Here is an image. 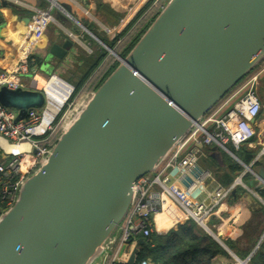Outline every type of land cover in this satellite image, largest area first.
<instances>
[{
	"label": "water",
	"instance_id": "1",
	"mask_svg": "<svg viewBox=\"0 0 264 264\" xmlns=\"http://www.w3.org/2000/svg\"><path fill=\"white\" fill-rule=\"evenodd\" d=\"M7 6L14 4L0 1ZM71 18L119 66L0 216V264H92L115 243L136 182L264 61V0H167L125 58ZM72 46L53 44L47 57L64 60ZM0 105L24 119L44 107L45 96L3 87ZM226 153L260 181L249 188L264 190V167L256 172ZM207 232L227 249L220 234ZM145 244L134 241L121 260L136 264Z\"/></svg>",
	"mask_w": 264,
	"mask_h": 264
},
{
	"label": "built area",
	"instance_id": "2",
	"mask_svg": "<svg viewBox=\"0 0 264 264\" xmlns=\"http://www.w3.org/2000/svg\"><path fill=\"white\" fill-rule=\"evenodd\" d=\"M46 1L51 6L46 10L38 11V17L29 33L28 49L20 55L12 71H0V89L6 87L10 90H36L41 91L45 96L44 107L39 110H29L24 119H18V112H14L13 109L0 105V140L9 146L21 148L18 154H12L0 144V151L3 153L0 173L8 179L17 178L12 184H3L0 216L14 205L22 184L45 163L57 139L70 123L72 108L81 95L79 92L73 99L75 87L57 75L50 76L39 89L28 87L22 81L26 75L37 72L34 67L35 61L31 59V50L43 38L49 26L56 22L53 9L58 7L67 16L69 15L66 1L70 0ZM165 1L167 0H156L148 14H151L155 8L160 9ZM68 35L76 37L73 33ZM260 73L261 71L250 80L243 82L209 112L187 137L178 143L155 172L141 177L136 182L135 197L121 225L116 252L107 264H125L119 256L120 250L130 246L139 238L145 239L153 232H157L154 220L159 214L167 216L173 223L174 229L188 221H194L205 231L214 233L217 227L211 226L210 220L216 214L217 207L237 186L244 184L241 180L240 183L236 181L237 183L231 187L217 186L212 194H207V201H197V196H201L209 189L211 178L209 170L200 166L201 156L204 148L209 146H217L224 152L231 150L230 147L236 150L244 146L253 147L257 137L255 125L263 109L258 92ZM56 77L69 85L59 86L63 93L68 91L69 95L55 113L49 114L51 96L54 98L55 95H51L46 88ZM54 93L62 97L60 91ZM66 105L71 108L68 113L63 112ZM197 167L201 168L200 173L196 172ZM254 254L255 251L247 259L232 256L234 264H249ZM136 264L153 263L146 260Z\"/></svg>",
	"mask_w": 264,
	"mask_h": 264
},
{
	"label": "crops",
	"instance_id": "3",
	"mask_svg": "<svg viewBox=\"0 0 264 264\" xmlns=\"http://www.w3.org/2000/svg\"><path fill=\"white\" fill-rule=\"evenodd\" d=\"M8 1L12 2L14 6L0 7V15L3 18V22L0 23L1 72L12 71L14 69L20 59L21 48L26 47L28 44L29 33L34 26L33 22L38 17V11L46 10L48 7L41 0ZM155 2L156 0L66 1L67 6L72 9L75 15L77 14L76 16L81 12L82 15L91 14L95 18L103 22L105 21L107 26V30L105 31L107 35H105L108 37L106 39L110 41L115 36L125 32L132 24L126 35L131 32L138 22L148 17L147 14ZM100 3L107 5L109 10L115 15L112 16L104 10L100 11L98 9ZM69 33H73L76 37H69ZM67 41H71L73 46L69 49L68 55L64 60L47 57L48 50L53 44L62 46ZM97 51L98 49L89 39L85 38L81 31L66 22H60L56 17V22L49 26L43 38L32 47L31 58L35 61L36 74L26 75L22 78V81L28 87L39 89L50 76L57 75L72 85L76 84L79 81L69 78V71L82 67V59L90 58ZM255 127L259 134L264 133V121H261V117L257 120ZM213 148L214 146L204 148L201 156L200 166L206 170L211 168L209 169L211 178L209 179V189L201 196H197V201H207V194H212L217 186L224 188L231 187L239 178H242L244 186L235 188L232 194L217 207L216 214L210 220V225L217 227L215 232L222 236L221 240L227 248L224 249L228 250L231 257L236 256L240 259H247L254 251L255 253L257 252L264 240V190L256 191L254 188H249L250 182H254L256 185L260 183L253 175L246 178L247 173L245 172L243 174L240 173L241 175L230 173L224 164V159H226L224 155L229 154L221 150H214ZM232 159L235 160L234 158ZM255 162L259 161L255 159L251 164L253 170ZM262 167H264V164ZM262 167L256 168L254 171L257 172ZM226 174L232 179L230 183H225L227 177H229ZM158 216L160 214L156 216L154 224L159 234H166L169 230L174 229L173 223L166 216L169 222H171V226L169 228L163 227V230H160V218ZM256 219L262 222L260 226H257ZM120 233V230L117 231L113 237L115 243L92 264L108 263L109 259L116 252ZM132 247V245L124 247L120 250L119 256L127 258ZM224 258H216L213 264L225 263Z\"/></svg>",
	"mask_w": 264,
	"mask_h": 264
},
{
	"label": "trees",
	"instance_id": "4",
	"mask_svg": "<svg viewBox=\"0 0 264 264\" xmlns=\"http://www.w3.org/2000/svg\"><path fill=\"white\" fill-rule=\"evenodd\" d=\"M98 9L100 11L104 10L112 16L115 15L111 10H109L108 6L103 3L98 5ZM159 10L160 9L157 8L153 9L151 11L152 13L147 15L150 17L149 22L145 25L142 24L135 27L127 35L126 33L132 24L125 32L115 36V38L111 41L102 36H100V38L105 44L114 49L120 57L125 58L139 41L140 37L147 30L152 21L156 18ZM2 22L3 18L0 15V23ZM107 54L108 51L101 47L90 58L82 59V67L86 66V69L83 71V75L79 82L73 84L75 87L73 97H75L80 90H82L89 79V87L92 86L93 90H96L119 66V61L117 59H106ZM258 70L259 69H255L251 72L232 91L237 89V87H239L247 78L253 76ZM230 149L240 159V161L246 165H251L257 156L255 148L244 146L238 150L233 147H230ZM225 158L224 164L226 169L232 174H240L243 169L242 165L227 156H225ZM1 162H3L2 151H0V163ZM262 166L263 164L260 162H255L253 168H259ZM226 176L229 175L226 174ZM16 180L17 178L8 179V177H5L0 173V197L2 195L3 184H12ZM231 181L232 179L229 176L227 177V181L225 183H230ZM145 240L146 244L140 246L137 263L149 260L153 264H213L216 258L229 256L224 247L212 236H210V234L201 229L194 221H188L179 225L177 228L169 230L166 234L153 232L149 237L145 238ZM249 264H264V240L259 246L257 252L253 255Z\"/></svg>",
	"mask_w": 264,
	"mask_h": 264
},
{
	"label": "rangeland",
	"instance_id": "5",
	"mask_svg": "<svg viewBox=\"0 0 264 264\" xmlns=\"http://www.w3.org/2000/svg\"><path fill=\"white\" fill-rule=\"evenodd\" d=\"M41 1H44L47 4V6H48L47 8H49L51 6L48 1H46V0H41ZM70 11L68 12L69 15L67 16L58 7L57 8L55 7L53 9V14L55 15V18L57 17V19L60 22L61 21L62 22H66L67 24H70L72 27L77 28L79 31H81L84 34L85 38L89 39L94 44V46L97 49L101 48L102 46L97 41H95L94 38H92L89 34H87L74 20H72L71 17H74V18L76 17V20H78L82 25H84L85 27H87L90 30V32L93 33L98 38H100V36H102L104 38H108L106 36L107 34L105 32L107 30L106 22L105 21L103 22V21L99 20L98 18L93 17L91 14L82 15V13L79 12L80 14L78 16H76L77 14L75 15V13L72 11V9ZM147 18L148 19L141 20L140 22H138L135 25V27L140 26L142 24L143 25L147 24L149 22V20H150V17H147ZM90 27H92V28H90ZM106 59H114V60H116V58L114 56L110 55L109 53L107 54ZM85 69H86V66L81 67L80 69L78 68V69H74L72 71H69L70 72L69 73V75H70L69 78L74 79V81H79V79L82 77L83 71H85ZM256 69H259V70L253 76H255L258 72L261 71V73L259 74V81H258L259 82V87H258V92H259L260 98L262 99V103H263V109H262V113H261V116L260 117H261V121H264V61H262L258 65V67ZM253 76H251V77H253ZM251 77L247 78L244 82L250 80ZM89 81H90V79H89ZM88 82L85 84V86L82 88V90H80V92H81V95H80L81 98L79 96V100H77V103H75V105L73 106L70 119H73L76 116L77 109L80 110L83 107V105L88 102V100L90 98V95H89L90 92L94 91L93 88H92V86L89 87ZM76 96L73 97V99L76 98ZM69 104L71 105L72 102L69 103ZM70 109H71L70 106L69 105H66L65 108L63 109V112L64 113H68V111H70ZM13 111L17 113V110L13 109ZM251 148H255V150L257 151L256 160H258L261 164H264V153H263L264 152V133H260L259 134V132L257 131V137L255 139V142H254L253 147H251ZM225 156H227V157H229V158L232 159V157H230L229 155H226L225 154ZM209 169H211V168H209ZM254 170H256V168H254ZM244 172H245V169L243 168L242 171H241V174H243ZM247 177L248 178L249 177H252V174L247 173L246 178ZM241 187H243V186H237L236 188H241ZM256 224H257V226H260L262 224V222L256 219ZM258 231H259V229H258ZM205 232H207V231H205ZM214 233L217 234L215 232V230H214ZM208 234H210V233H208ZM210 236H212V235L210 234ZM226 251L228 252V250H226ZM228 254H229V256L224 258L225 259V263H223V264H234V259L230 256V253H228Z\"/></svg>",
	"mask_w": 264,
	"mask_h": 264
},
{
	"label": "bare ground",
	"instance_id": "6",
	"mask_svg": "<svg viewBox=\"0 0 264 264\" xmlns=\"http://www.w3.org/2000/svg\"><path fill=\"white\" fill-rule=\"evenodd\" d=\"M28 49V46L21 48V55H23L24 51H26ZM60 85H64L66 87H68L69 85H67L64 81H62L59 78H55V80L49 84L47 86V90L49 91V93H51V95H55V97L53 98V96H51V105H50V109H49V114L55 113L66 101V99L68 98L69 92L68 91H64L59 87ZM71 88V87H70ZM54 91H60L62 93V97L56 95V93H54ZM68 92V93H65ZM87 104V103H86ZM85 104V105H86ZM0 144L3 148H5V150H7L8 152L12 153V154H18V152L21 150V148H16L14 146H9L7 143H5L4 141L0 140ZM264 153V152H263ZM238 183H240V180H237ZM159 222H160V230H163L162 228H169L171 226V222H169V220L166 218L165 215L160 214V216H158ZM156 220V219H155Z\"/></svg>",
	"mask_w": 264,
	"mask_h": 264
}]
</instances>
